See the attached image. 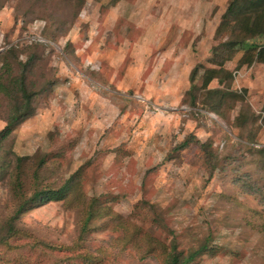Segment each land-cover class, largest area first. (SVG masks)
Masks as SVG:
<instances>
[{
	"label": "rangeland",
	"instance_id": "1",
	"mask_svg": "<svg viewBox=\"0 0 264 264\" xmlns=\"http://www.w3.org/2000/svg\"><path fill=\"white\" fill-rule=\"evenodd\" d=\"M255 1L0 0V264H264Z\"/></svg>",
	"mask_w": 264,
	"mask_h": 264
},
{
	"label": "trees",
	"instance_id": "2",
	"mask_svg": "<svg viewBox=\"0 0 264 264\" xmlns=\"http://www.w3.org/2000/svg\"><path fill=\"white\" fill-rule=\"evenodd\" d=\"M252 4L254 6L261 7L264 5V0H256ZM17 84L21 88V91L23 90V95L18 98H12L11 100L12 104H10L11 108L7 116V126L3 131L0 132V142L9 137V135L13 131V128L22 123L25 119L29 118L34 113L31 95L28 94L26 78H23V80L18 82ZM12 89L13 88L10 87V90ZM0 169L3 168L0 167ZM12 191L14 194H16L15 190ZM64 195V189L60 191H48L45 193H38L30 198H23L22 201L17 203L15 208L18 210L17 213H20L25 211L29 206L41 202L42 200L48 197L62 199ZM207 250L208 247L203 246V248L192 252L189 256H183L182 252H179L177 246L174 245L170 254L171 258H168L169 262L167 261V264H191L195 260L197 255L203 252H207Z\"/></svg>",
	"mask_w": 264,
	"mask_h": 264
}]
</instances>
